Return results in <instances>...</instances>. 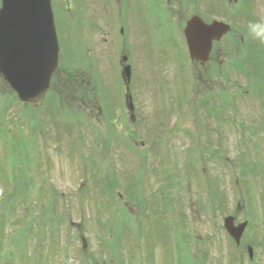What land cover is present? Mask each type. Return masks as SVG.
I'll return each instance as SVG.
<instances>
[{"label": "rangeland", "instance_id": "rangeland-1", "mask_svg": "<svg viewBox=\"0 0 264 264\" xmlns=\"http://www.w3.org/2000/svg\"><path fill=\"white\" fill-rule=\"evenodd\" d=\"M110 1L51 0L59 61L43 100L25 106L0 75V264H264V42L249 32L264 0H170L182 26L196 13L235 28L188 96L181 37L171 46L170 25L119 0L117 41ZM229 216L252 222L239 244Z\"/></svg>", "mask_w": 264, "mask_h": 264}, {"label": "water", "instance_id": "water-1", "mask_svg": "<svg viewBox=\"0 0 264 264\" xmlns=\"http://www.w3.org/2000/svg\"><path fill=\"white\" fill-rule=\"evenodd\" d=\"M230 29L224 22L208 24L199 16H193L185 29L192 56L196 60H208L213 42ZM58 58L59 43L51 0H2L0 73L20 100L36 103L44 99ZM127 75L130 77L129 68ZM233 220L227 217L224 227L239 244L247 222L234 225ZM248 252L252 257L253 248L248 247Z\"/></svg>", "mask_w": 264, "mask_h": 264}, {"label": "flooded vegetation", "instance_id": "flooded-vegetation-1", "mask_svg": "<svg viewBox=\"0 0 264 264\" xmlns=\"http://www.w3.org/2000/svg\"><path fill=\"white\" fill-rule=\"evenodd\" d=\"M142 4L143 7H141V12L142 9H144V16L146 15H151L152 18L154 19V23H155V19H156V27H158L157 25L162 22V23H167L168 25L172 26L173 25V19L175 16H178V21L177 24L179 26H182V20H181V13L178 12L176 9H174V7L172 6V4L170 3V0H160L159 2H157L156 0H139ZM111 3L115 4L114 11H115V24L116 29L114 30V35L113 37L118 41V39L120 37L123 38V36H125L127 34V27H126V20H125V14L122 11V4H118L120 3L119 0H113L110 1ZM124 6V4H123ZM171 12V13H170ZM157 16V17H156ZM156 17V18H154ZM158 17H160L161 19L158 20ZM187 22V21H186ZM157 31V29H156ZM118 43V42H117ZM123 57H121L120 63L121 66L123 68L125 67H130L131 68V72H132V67L130 65V63H128L129 61V57L127 58L126 55H122ZM196 62L198 61H194V65L196 64ZM195 68V72H196V66H194ZM197 75V72H196Z\"/></svg>", "mask_w": 264, "mask_h": 264}, {"label": "clouds", "instance_id": "clouds-1", "mask_svg": "<svg viewBox=\"0 0 264 264\" xmlns=\"http://www.w3.org/2000/svg\"><path fill=\"white\" fill-rule=\"evenodd\" d=\"M249 32L254 38L264 42V25L261 24H249Z\"/></svg>", "mask_w": 264, "mask_h": 264}, {"label": "bare ground", "instance_id": "bare-ground-1", "mask_svg": "<svg viewBox=\"0 0 264 264\" xmlns=\"http://www.w3.org/2000/svg\"><path fill=\"white\" fill-rule=\"evenodd\" d=\"M195 66V65H194ZM252 223V222H251Z\"/></svg>", "mask_w": 264, "mask_h": 264}]
</instances>
